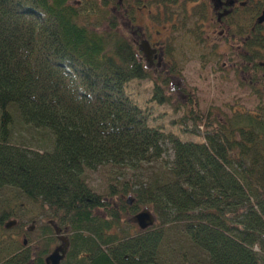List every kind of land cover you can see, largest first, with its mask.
I'll use <instances>...</instances> for the list:
<instances>
[{
  "label": "trees",
  "instance_id": "obj_1",
  "mask_svg": "<svg viewBox=\"0 0 264 264\" xmlns=\"http://www.w3.org/2000/svg\"><path fill=\"white\" fill-rule=\"evenodd\" d=\"M98 11L94 0H0V192L17 189L39 219L49 218L35 248H22V221L15 215L20 223L5 230L3 219L23 207L3 203L0 264H43L56 217L68 227L69 264H196L195 255L205 264H264V76L256 77L255 63L243 64L251 73L244 83L258 100L253 110L183 113L206 118L201 140L164 133L126 93L147 73L108 12ZM104 18L108 27L95 28ZM151 90L150 100L168 103L162 86ZM16 123L48 129L51 149L14 144ZM166 143L170 166L146 180L121 181V194L110 188L116 204L87 188L85 169L143 172ZM123 194L132 196L130 205ZM140 206L152 210V225L121 222Z\"/></svg>",
  "mask_w": 264,
  "mask_h": 264
},
{
  "label": "rangeland",
  "instance_id": "obj_2",
  "mask_svg": "<svg viewBox=\"0 0 264 264\" xmlns=\"http://www.w3.org/2000/svg\"><path fill=\"white\" fill-rule=\"evenodd\" d=\"M70 1L75 2L76 0ZM140 5L141 2L138 4L135 3L133 5L135 10L130 11V13L132 12V14H134V20L131 22V26L134 28H144L146 17L150 18L152 21H156L157 19L155 15H145L142 11L138 12L136 7ZM101 10H105L106 14L108 12L107 18L112 19L111 10L109 8L100 7L98 14ZM119 12L122 13L123 10ZM93 13L97 15L95 10ZM116 16L114 19L117 22L119 34L129 39L131 36L129 32L132 29L130 30L128 26L125 27L124 24L119 21L118 16L117 20ZM105 18L100 21H95L94 27L98 30L106 29L108 27V23ZM184 24L179 23L177 26H182ZM174 32L179 37L175 40V47H178L181 44L184 45L189 43L187 41V38L189 37L183 38V30ZM211 45L215 46L214 44ZM209 47V45L205 46V48L197 46L195 49L191 50L190 48L192 47L183 46L180 53L179 51L175 52L180 55V59L182 61L178 58H173L174 63L171 64L173 67V73L169 78H166L163 75H159L154 78V75L151 73L147 75V78L140 81H132L127 84L125 91L128 96L139 107L143 108L148 113L147 119L149 126L161 128L164 133H174L183 140L188 139L198 141L202 139L203 133L206 131V127L204 125V119L206 118L203 116L200 118L201 120H192L183 116L184 112L193 111L199 114H205L207 110L211 109L212 111H215L214 114L216 115L217 109L220 113L230 115V112H232L234 107L240 106L247 110H253L256 107L258 100L255 94L251 92V89L247 85L248 83H244L248 80V78L244 77L245 72L241 75L238 72L236 65L233 67L234 64L232 63H223V58H221L219 53L216 55L212 53L213 57H207L206 55L209 52ZM163 79H165V82H163ZM153 84L164 88L165 93L169 97L168 103L157 104L150 100L152 96L151 89ZM210 117H213L212 114ZM11 128L12 142L14 144L39 151H49L51 149V134L48 129L33 128L29 125H22L20 123L14 124ZM164 149V153H162L157 160L151 161L142 166L143 172L125 170L123 175L116 176V172L119 171L120 168L101 166L95 170L85 169L83 173L85 184L92 192L104 195L111 204H116L118 196H109L108 192L110 188H114L121 194L122 187L119 184L122 183L121 181L128 180L129 183H132L134 180H146L149 179V176H151L152 173L156 175L158 172L165 170L167 164L170 166L173 155L169 144L166 143L164 145ZM109 184L114 185V187H108ZM120 196L123 197L122 199L127 205H130L133 202V198L130 194H123ZM3 203H5L4 205L7 204L9 206H12L13 203H18L23 207L22 211L24 210V212H18L15 209L9 210L13 211L14 215H10L3 220L4 222L7 220H17L15 215H18V218L22 221L24 228H31L27 230L30 232L25 234L28 239L26 237L25 238L29 243V249L33 250L35 244L37 243L36 232L38 227L42 222H46V219L49 218L45 216L43 219H39V216L36 215L35 208L32 205L33 203L31 204L17 189L14 188H4L1 190L0 208ZM144 208L152 211L150 207L140 206L136 212ZM96 212L100 213L98 210ZM136 212L124 213L121 222L124 221L126 224H134L135 229H137L138 227L132 220V215ZM57 219L58 217H56V220L52 222L53 228L56 231L55 234L67 235L68 227L65 224L59 225ZM13 226L14 225L5 230H9ZM64 227H67L66 231H63ZM7 234L10 235V233ZM3 241H5V238H3ZM9 241L10 240H7L5 244ZM17 242H20V237ZM253 249L256 250L255 248ZM188 251L191 252L194 250ZM178 257L179 255L177 254L175 256V260ZM190 260L197 261L196 264H201L202 256L195 255L190 258ZM189 264H192V262Z\"/></svg>",
  "mask_w": 264,
  "mask_h": 264
},
{
  "label": "flooded vegetation",
  "instance_id": "obj_3",
  "mask_svg": "<svg viewBox=\"0 0 264 264\" xmlns=\"http://www.w3.org/2000/svg\"><path fill=\"white\" fill-rule=\"evenodd\" d=\"M95 1L99 9L103 7L111 10L116 30H118L117 22L114 19L116 15L125 27L128 26L130 30L132 29L129 32L130 38H125L128 45L134 49L137 61L141 63L147 75L152 73L154 78L159 75L169 78L173 73L171 66L174 63L173 58L180 59V55L175 52L179 51L180 53L183 46L192 47L190 49L193 50L197 46L205 48L209 45L207 57H213L212 53L215 55L219 53L223 58V63H232L233 67L236 65L241 75L245 72L243 64L253 62L257 66L256 77L264 76V0ZM140 2L141 5L136 7L138 12L155 15L157 19L152 21L145 16V27L134 28L131 26L134 14L130 11H134L133 5ZM122 10V13L119 12ZM179 23L185 24L177 26ZM179 30H183V38L189 37L187 38L189 43L175 47V40L179 37L174 31ZM248 40H252V44L246 43ZM246 56H249L250 59L245 60ZM180 61L182 60L180 59ZM250 75L251 73L248 71L245 72L244 77L250 78ZM19 223L15 220L14 226ZM24 229L25 232H20L18 236L22 248L28 247L29 244L25 234L30 231H27V227ZM66 230L67 227H64L63 231ZM55 237V242L43 257V264H45V257L54 248L64 245L65 252L58 264H69L64 260L71 241L69 233L67 235L55 234Z\"/></svg>",
  "mask_w": 264,
  "mask_h": 264
},
{
  "label": "water",
  "instance_id": "obj_4",
  "mask_svg": "<svg viewBox=\"0 0 264 264\" xmlns=\"http://www.w3.org/2000/svg\"><path fill=\"white\" fill-rule=\"evenodd\" d=\"M132 220L140 229H144L154 222L153 214L146 208L139 210L135 214L132 215ZM15 224V220H8L4 223V228H10L12 225ZM31 229V228H30ZM65 252V245L58 246L54 248L44 259L45 264H58L63 254ZM25 264H33L32 262L28 261Z\"/></svg>",
  "mask_w": 264,
  "mask_h": 264
},
{
  "label": "bare ground",
  "instance_id": "obj_5",
  "mask_svg": "<svg viewBox=\"0 0 264 264\" xmlns=\"http://www.w3.org/2000/svg\"><path fill=\"white\" fill-rule=\"evenodd\" d=\"M29 229V228H28ZM60 244V243H59ZM70 244V243H69ZM58 246V245H57ZM68 247H69V245H68Z\"/></svg>",
  "mask_w": 264,
  "mask_h": 264
}]
</instances>
